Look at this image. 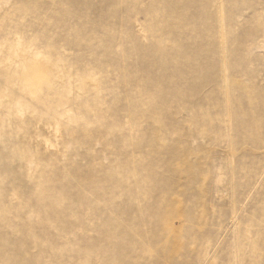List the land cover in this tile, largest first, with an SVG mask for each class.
Instances as JSON below:
<instances>
[{
  "label": "rangeland",
  "instance_id": "1",
  "mask_svg": "<svg viewBox=\"0 0 264 264\" xmlns=\"http://www.w3.org/2000/svg\"><path fill=\"white\" fill-rule=\"evenodd\" d=\"M0 264H264V0H0Z\"/></svg>",
  "mask_w": 264,
  "mask_h": 264
}]
</instances>
